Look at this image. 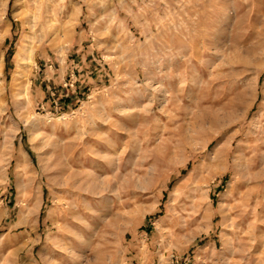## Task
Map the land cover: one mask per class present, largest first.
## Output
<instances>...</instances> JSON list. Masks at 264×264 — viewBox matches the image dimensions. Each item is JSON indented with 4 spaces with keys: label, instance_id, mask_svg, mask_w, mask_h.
I'll return each mask as SVG.
<instances>
[{
    "label": "rangeland",
    "instance_id": "374dc122",
    "mask_svg": "<svg viewBox=\"0 0 264 264\" xmlns=\"http://www.w3.org/2000/svg\"><path fill=\"white\" fill-rule=\"evenodd\" d=\"M0 170V264H264V0H0Z\"/></svg>",
    "mask_w": 264,
    "mask_h": 264
},
{
    "label": "bare ground",
    "instance_id": "6f19581e",
    "mask_svg": "<svg viewBox=\"0 0 264 264\" xmlns=\"http://www.w3.org/2000/svg\"><path fill=\"white\" fill-rule=\"evenodd\" d=\"M216 37V36H215ZM209 38V37H208ZM35 39H36V37H35ZM23 44V43H22ZM26 45H28V44H26ZM219 48V47H218ZM221 48V47H220ZM223 48V47H222ZM29 49H27L26 47H23L22 49H21V51H20V57H22L21 59H20V57H19V63L20 62H22L23 60H25L26 58H27V55L29 56L30 54H28V52L30 51H28ZM219 50V49H218ZM220 52V51H219ZM224 52V51H223ZM197 57V56H196ZM21 64V63H20ZM28 65V64H27ZM21 67V66H20ZM19 67V68H20ZM23 69V68H22ZM159 69V68H158ZM23 77V76H22ZM186 79V78H185ZM195 81V80H194ZM17 82V81H16ZM194 85V84H193ZM192 90V89H191ZM188 99V98H187ZM136 101V100H135ZM153 102V101H152ZM137 106V105H136ZM162 106V105H161ZM122 113V112H121ZM123 114V113H122ZM153 115V114H152ZM200 119V118H199ZM195 128V127H194ZM83 134V133H82ZM46 138V137H45ZM48 139V138H47ZM82 139V138H81ZM63 143V142H62ZM60 144V143H59ZM109 146V145H108ZM70 147V146H69ZM65 148V147H64ZM115 152V151H114ZM64 153V152H63ZM98 154V153H97ZM22 159V158H21ZM21 159H19V160H21ZM18 160V161H19ZM23 161V160H22ZM22 163V162H21ZM247 163V162H246ZM252 162H249V164L250 165H252L251 164ZM249 164H248V167H250L249 166ZM19 165V164H18ZM21 165V164H20ZM23 165V164H22ZM246 165V164H245ZM24 167V166H23ZM22 167V168H23ZM66 167V166H65ZM246 167H247V165H246ZM247 169V168H246ZM250 169V168H249ZM252 169V168H251ZM251 169H250V171H251ZM2 170V169H1ZM0 170V171H1ZM248 171V170H247ZM247 174V173H246ZM91 176V175H90ZM66 179V178H65ZM68 179V178H67ZM254 179V178H253ZM99 180V179H98ZM245 180V179H244ZM67 182V181H66ZM251 182V181H250ZM78 185V184H77ZM76 185V186H77ZM22 186H24V185H22ZM20 187V186H19ZM74 187H75V185H74ZM103 187V186H102ZM32 188V187H31ZM72 188H73V186H72ZM239 189V188H238ZM22 190H24V192L23 193H26V192H29V190H30V184L29 183H26L25 184V187L22 189ZM87 192V191H86ZM236 192V191H235ZM238 192V191H237ZM240 192V191H239ZM230 193V192H229ZM28 194V193H27ZM236 194V193H235ZM28 195H30V192H29V194ZM237 195V194H236ZM235 195V196H236ZM238 196V195H237ZM26 198V197H25ZM29 198V197H28ZM234 198H236V197H234ZM32 201V200H31ZM31 206H33L32 204H31ZM223 207V206H222ZM231 208V207H230ZM30 209V208H29ZM236 209V208H235ZM231 210H233V209H231ZM30 213V212H29ZM33 213V212H32ZM32 213H31V215H32ZM13 259V258H12ZM12 264V263H11ZM14 264H16V262L14 263Z\"/></svg>",
    "mask_w": 264,
    "mask_h": 264
}]
</instances>
